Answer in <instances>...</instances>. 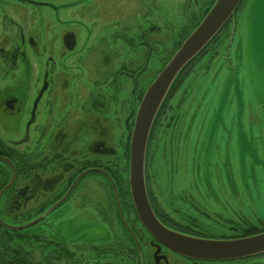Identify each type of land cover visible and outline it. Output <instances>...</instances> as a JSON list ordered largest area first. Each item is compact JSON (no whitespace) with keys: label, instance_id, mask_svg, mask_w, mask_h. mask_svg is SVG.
Returning a JSON list of instances; mask_svg holds the SVG:
<instances>
[{"label":"rangeland","instance_id":"rangeland-1","mask_svg":"<svg viewBox=\"0 0 264 264\" xmlns=\"http://www.w3.org/2000/svg\"><path fill=\"white\" fill-rule=\"evenodd\" d=\"M117 1L125 6L121 13L110 12L109 19L113 24L131 22L132 26L139 22L143 32L151 30L156 34L150 61L146 64L144 54L141 61L143 97L216 0H199L197 5L190 0H108L107 4L117 7ZM85 2L0 0V47L12 54L10 59L0 55V95L5 89H11L25 99L23 115L6 119L0 114V139L7 142L21 139L28 111L41 89L44 71L52 74L55 87L63 80L70 83L65 91L59 87L54 88L50 97L45 95L38 108L41 115L31 129L33 142L19 147L21 152H26L23 163L30 174L38 167L37 159H27L30 152L37 150L34 145L38 138L37 126L45 117L43 109H58V106L60 109H82L83 105L88 109L90 103L85 102L91 95H97L95 91L91 93L90 85L96 83L97 73L106 68L103 56L94 57L90 62L87 60L90 53L86 51L87 29L100 21V15L92 14L91 1ZM69 30L77 33L79 38L74 53L66 51L60 42L62 34ZM21 33L27 40L29 36L36 39L38 53H34L27 40L26 45L21 44ZM121 51L127 49L121 48ZM115 54L118 58V52ZM125 83L126 107L130 108L132 84L130 81ZM108 92L103 86L99 94L105 95L102 99H107L110 98ZM106 104L110 111L109 124L112 122L111 126L107 124L109 130L114 138L126 139L129 131L118 120L121 116L118 106L114 108L118 104L116 99L112 98V102ZM164 104L163 112H160L164 114L152 133L146 159L147 184L157 195L159 205L182 223L191 224L190 215H194L195 228L211 237L241 235L250 225L263 229L264 0L242 1L214 42L188 67ZM129 143L130 139L127 148ZM6 171L8 167L0 163V186L1 174ZM125 173L127 187L129 158ZM192 178L205 188L212 187L221 198L220 190L236 188L237 214L229 209L219 212L220 215L206 214L193 210L186 201H179L173 186H192ZM89 184L93 191L90 194L92 202L83 207L72 203L25 232L39 242L38 246L27 245L29 258L34 257L44 264H137L134 256H116L119 242L130 249L131 237L124 226L117 225L113 200L103 190L99 178L91 177ZM127 189L129 191V186ZM7 197L8 193L0 198L1 219L15 226L37 219L40 211L45 209L46 199H33L11 214ZM216 198L215 194L206 196L207 204H213ZM99 202L111 206L109 214H103L107 210L105 207L102 211L96 210L95 203ZM127 202L132 203L128 199ZM125 215L132 227L134 216H128L127 212ZM234 227L236 235L231 234ZM4 236L0 230V240ZM149 243L150 237L144 234L141 241L144 258L149 255Z\"/></svg>","mask_w":264,"mask_h":264},{"label":"flooded vegetation","instance_id":"flooded-vegetation-1","mask_svg":"<svg viewBox=\"0 0 264 264\" xmlns=\"http://www.w3.org/2000/svg\"><path fill=\"white\" fill-rule=\"evenodd\" d=\"M90 1L91 12L93 15H100V21H97L94 25L92 24L87 29L86 46L88 47L86 51L90 52L87 60L90 62L94 57L100 58L103 56L106 67L103 71L97 73L96 83L90 85L92 87L91 90H93L91 93L95 91L97 95L95 97L91 95L89 101L85 102L90 103L88 109H85V105L82 106V109H60L61 107L58 105V109H43L45 117L37 126L38 138L37 144L34 145L37 150L30 152L31 155L27 159L28 161L37 159L38 167L30 174V172H26V164L23 163L24 161L26 162V152H21L19 147L33 142L30 137L31 129L41 115V109L38 108L43 102L45 95L49 94L48 97H50L54 88L59 89L60 87L61 91H65L70 87L68 80H63L59 84L57 83L55 87L52 74L47 70L44 71L41 89L44 86L45 77H47L48 87L38 103L34 122L29 124L36 99L32 103L31 110L28 111V119L25 123L21 139H12L8 142L0 139V151L7 154L8 160L13 163L15 168L14 182L7 191L8 209L10 211L17 210L28 203V201L43 198L46 200L44 201L45 209L43 208L44 211L42 213L56 206L43 219L46 220L52 213L61 208H66L72 203L83 207L87 203L89 204L91 201L90 194L93 193L89 179L97 176L103 184V190L113 200L115 207L114 219L117 225L120 226L121 224L124 226L131 237L130 249H126L119 242L117 246L118 251L115 252L117 253L116 256L122 255L126 257L128 255V258L134 256L133 259L136 260L137 264H234V262L238 261H240L239 264H264V254L235 261H205L179 256L164 246H161L160 251H158L157 241L153 239L141 224L133 203L127 202V187L125 183L127 143L129 139L131 140L130 132L132 134L135 116L142 99L140 80L143 72L141 61L143 54L146 57V64L150 61V56L154 52V35L156 34L151 30L143 32L139 22L132 26L129 24L131 22L113 24L109 19L110 12L121 13L125 6L121 5L118 1L117 7L109 6L107 4L108 0H103L102 3L100 0H86L85 3ZM192 1H194L195 5L199 4V0H190V3ZM150 12L152 11L150 10ZM135 17L137 18L138 16L136 15ZM111 24H113L112 27ZM116 28L117 30H115ZM20 40L23 46L28 43L34 53L39 52L38 44L34 37L29 36L27 40L25 39V35L21 33ZM26 40L27 43L25 42ZM60 42L66 51L74 53L73 51L79 42V38L77 37V33L69 30L62 34ZM72 44L73 48L69 49V46ZM121 48H126L127 51L123 52ZM0 49L3 50V47L1 46ZM115 52H118V58H116ZM3 53H5V57L8 59L11 58L12 54L9 51H4ZM115 62L116 64H114ZM48 63H51V61H48ZM48 63L46 65H49ZM116 65L117 67L113 68ZM90 81L91 79H88V82ZM126 81H130L132 84V89L130 90L132 98L129 103L131 105L130 108L126 107ZM103 86L109 90L108 96L110 98L102 99L105 95L101 97L99 94ZM112 98L116 99L118 103L114 106V108H117V106L119 108L118 112L121 117L118 120L123 122V126L129 131L126 139L122 137L114 138L107 126L110 122V111L106 103L107 101L112 102ZM57 101H59V97H57ZM24 104L25 99L23 96H20V93L11 91V89H5L0 95V114L6 119H9L10 116L23 115L22 107ZM47 106L49 107V104ZM160 112L161 110L154 122L151 136L164 114ZM111 124L112 122L109 125L111 126ZM8 165V171L5 172V175H9L8 178L11 180L13 169L10 164ZM147 178L148 173L146 171V183L148 182ZM187 181H189L188 178ZM191 181L192 186H173L172 190L178 194L177 198L179 201H186V203L191 204L192 208H194L193 210L204 211L206 214L214 212L220 215L225 209L233 210L237 214L236 188H230V191H227L225 188L222 191L220 190L219 194H222L221 198L217 196V192H214L212 187L208 186V188H205L197 184V181H194L193 178ZM205 189L207 190L205 191ZM147 191L152 209L157 217L166 226L178 232L217 240L244 238L252 236L255 233L264 232V228L259 229L250 225L241 235L230 236L222 234L219 237H211L195 228L196 217L194 215H190L192 217L191 224L182 223L181 220L176 219L172 213L159 205L157 195L154 194L150 186L148 187V184ZM212 194H215L217 198L213 204H207L206 196L211 197ZM104 204L103 202L95 203L96 210L102 211L105 207L107 210L103 214H109L111 206L107 203L106 205ZM231 206L235 207V209ZM125 212H127L128 216H134L135 221L132 227L126 221ZM235 231L237 229L234 227L231 234L236 235ZM251 232L255 233L251 234ZM144 234L150 237V250L148 251L149 255L147 258H144L141 247Z\"/></svg>","mask_w":264,"mask_h":264},{"label":"water","instance_id":"water-1","mask_svg":"<svg viewBox=\"0 0 264 264\" xmlns=\"http://www.w3.org/2000/svg\"><path fill=\"white\" fill-rule=\"evenodd\" d=\"M242 0H216L206 16L185 39L170 61L159 72L146 89L138 107L130 140L129 189L136 214L147 232L161 246L171 252L190 259L205 261H232L264 254V232L252 236L217 240L200 238L178 232L166 226L152 209L146 183V159L156 117L180 73L190 64L222 31L233 18ZM73 48V44L69 49ZM48 87L47 77L33 106L29 124L34 122L35 113L43 93ZM11 165L13 176L8 185L0 191V197L9 190L15 179L13 163L0 156ZM47 210L37 219L24 225H10L0 218V224L11 230L28 229L52 212Z\"/></svg>","mask_w":264,"mask_h":264},{"label":"trees","instance_id":"trees-1","mask_svg":"<svg viewBox=\"0 0 264 264\" xmlns=\"http://www.w3.org/2000/svg\"><path fill=\"white\" fill-rule=\"evenodd\" d=\"M216 38H214V40ZM214 40L212 42H214ZM208 46L190 64H188V66L180 73V75L178 76L177 80L175 81V83H174L172 89L170 90V93L168 94L164 103H166L167 100L170 98V95L172 94L176 85L183 78L184 73L186 72L188 67L195 60H197L202 53H204L206 51ZM0 55L5 57V53H3L2 49H0ZM164 107H165V104H163V107L161 108V112H163ZM150 137H151V135H150ZM149 142H150V140H149ZM127 150L129 151V147L127 148ZM128 151H127V158H129ZM0 156L8 159L7 154H5L4 152L0 151ZM0 163L3 165H6L7 167L9 166L8 163L6 161H4L2 158H0ZM1 177H2V181H1L2 184L0 186V191L2 189H4L10 181V179L8 178L9 175L7 176V175H5V173L4 174L2 173ZM8 179H9V181H8ZM127 188H128V185H127ZM6 193L7 192H5L4 194H6ZM4 194L2 196H4ZM126 195H127V199L131 202L130 193H129L128 189L126 190ZM43 211H44L43 209L40 211L39 216L41 214H43L42 213ZM8 212L12 214L13 211H10V209H8ZM0 218H1V215H0ZM3 221L6 222L5 220H3ZM7 224H10V223H7ZM10 225H12V224H10ZM32 227H34V226H32ZM32 227L25 229V230H18L17 231V230L7 229L0 224V230H3V233L5 235L0 240V251H1L0 252V264H37V263L44 264L40 260H38L39 262L37 260H35L34 257H33V259L28 257L29 251L27 250V245L28 246H35V245L38 246L37 243H39L35 237H30L29 234L25 233V232H27V230L31 229ZM254 233L255 232H251V234H254ZM255 234H258V233H255ZM23 242L26 243V245H24ZM12 245H14V247ZM45 255H46V253H45Z\"/></svg>","mask_w":264,"mask_h":264}]
</instances>
